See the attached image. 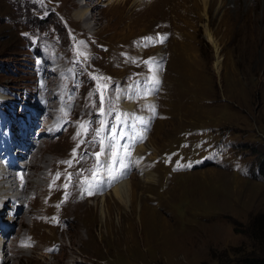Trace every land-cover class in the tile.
<instances>
[{"label": "rangeland", "instance_id": "374dc122", "mask_svg": "<svg viewBox=\"0 0 264 264\" xmlns=\"http://www.w3.org/2000/svg\"><path fill=\"white\" fill-rule=\"evenodd\" d=\"M51 4L0 0V130L6 144L22 140L20 125L30 127L42 105L37 42H53L81 74L69 73L73 122L46 135L53 144L49 157L65 158L46 185L51 190L63 175L77 180H65L62 192L68 199L74 189L76 201L65 209L58 202L60 212L45 207L52 214L38 216L31 242L14 251L10 243L20 227L0 211V227L9 231L0 237V264H245L264 258V240L257 238L264 227H253L264 214V83L258 73L244 76L237 61V29L247 33L263 1L214 0L207 7L205 0H93L98 17L107 18L97 37L82 30L76 39L86 40L91 53L85 58L67 44L63 10ZM80 27L72 24V30ZM46 34L50 39L41 38ZM76 121L86 141L79 151L70 143ZM43 124L30 131L31 144ZM120 155L129 163L127 201L116 194ZM12 201L5 202L11 213ZM43 205L38 197L35 207Z\"/></svg>", "mask_w": 264, "mask_h": 264}, {"label": "bare ground", "instance_id": "6f19581e", "mask_svg": "<svg viewBox=\"0 0 264 264\" xmlns=\"http://www.w3.org/2000/svg\"><path fill=\"white\" fill-rule=\"evenodd\" d=\"M51 1H52V4H51L52 8H54L56 10L57 9L63 10V14L61 16H62V20L66 22V26H64V25L63 26L65 28L67 27L65 32H68V33H64V35L65 34H67V36L70 35V41L67 44L74 43L75 48H77V49L80 48L79 51L84 52V53H82V52H79L77 50L79 57L82 56L85 58L86 57L85 54L88 55V52H89L88 50H86V47H84L86 45V43H85L86 40L76 42V39H80L78 37L80 35H82L83 31H85V33L89 32V34H91L92 37H94V36L97 37L99 34V29H98V26L100 25L99 23L101 22V20L107 18L106 13L101 12L100 17H98L97 10L99 9V5L98 4L94 5V6L90 5V3L93 0H86V3H84L80 7H78V5H79L78 1L79 0H74V2L72 0L73 3H69L70 2L69 0L68 1H66V0H59V1L51 0ZM205 1H206L207 7H210L211 3L214 2V0H205ZM262 1H263V9H262V12L260 13V18L253 19V21H254L253 24H251V22H250L251 25H250L249 30L247 29V33L241 31L240 29H237V53H238L237 61L241 66H243L244 76H246L247 74L258 73V76H259L258 77V83L260 85L264 83V0H262ZM73 10H76L75 14H72ZM65 18L68 20H65ZM108 19H109V17H108ZM92 21H95V25L90 24ZM257 21L259 22V24L257 23ZM72 24H77V25L81 26L82 28L80 27V29L72 30ZM86 25L88 27H85ZM59 26L62 27L61 25H59ZM62 29H64V28L62 27ZM57 32L58 33L60 32V28H57ZM60 34H62V33H60ZM41 38L48 39L49 36H48V34H46V36H42ZM40 40L37 42L38 46H36V49H37L36 51H37L38 55L40 57H42V63L40 66V73H41L40 90L42 91V97H41V101H42L41 104L42 105L38 104V107H36V109H34V112L32 113V116H31L32 118L29 119L30 127H29V123L27 124V122H25L23 126L20 125L21 130L19 132L23 133L25 136V137L22 136V140H19L20 139L19 138L18 139L19 141L7 142L5 144L4 141L6 140V136L2 135L1 130H0V146H1L0 148L5 149L0 154V160L1 161L3 159L6 160L10 169L15 172L13 175L8 176V174L5 173L6 172V170H5L6 167L4 165L5 163L0 161V183H3L6 179L8 181L10 180L11 181V188L15 187V189H16L13 191V194L17 193V194L21 195L15 201L8 199V201L13 202V203H10V206L12 205V207L10 208L12 213L9 212V209H8L9 204L5 203L3 205V209L6 208L4 210L1 209V206H0V209H1L0 211L4 212L3 214H5V213L10 214L9 218L7 220L8 224L10 222V224L13 223L14 225L20 227V229H19L20 231H17L18 234H17V237L15 239V242L13 243V241H11V243H10V246H13L11 248V251H14L15 247H17V245L21 244L22 242L23 243L24 242H26V243L31 242L30 238H32L31 236L34 235V232H33V226L34 225L33 224L38 222L37 217L41 216L44 218V217H47L48 215L52 214L50 212V210L48 211L50 213H47V211L45 210V207L48 208L49 205H52V208L55 209L54 211H59L58 210L59 208L57 207L58 202L64 201L65 206H63V205L62 206L65 209L68 206L70 207V204L72 205L76 201L75 191H73L74 189H72V188H71L72 190H70L72 192V194L68 197V199H67V197H64L62 195L63 194L62 192L64 189L63 185H64V182L66 180V177L64 175L61 177L60 181L55 182L54 187L52 186L53 188L51 190L47 189L48 185H46V182L49 179L52 180V176H53L54 172L60 171L59 168L54 169V166L55 165H57L58 167L61 166L60 165L61 163L59 161H63L62 163H64L65 160H63V159H65V158L63 156L62 157L60 156L59 158L54 157L53 159L49 157L50 155H52V152H53V150H52L53 144L50 142H47L46 135H49L51 132H52L51 134L53 135V133H55L60 127H63L66 131L69 128L68 127L69 123L71 121L73 122V120L71 119V113H73L75 108H76V106H75L76 100H72L70 98V95L67 94L68 90H70V88L72 87V79L74 77V76L72 77L71 74H69V73L75 72V76H78L81 74V70H79L80 69V68H78L79 66L75 65L74 63L69 64L66 61L67 58L62 56L60 53V52H62L63 49L57 48V47L54 48V46H53L54 43L51 41L45 42V43H43V45H40V42H41ZM56 41H58V40L56 39ZM124 41H125V39H124ZM66 42H67V40H66ZM31 43H33V42H31ZM87 44H89V42ZM260 44H261V47H260ZM30 45H32V44H30ZM55 45H57V44H55ZM65 47H63V48H65ZM81 47L83 50L81 49ZM65 49H67V48H65ZM108 49H111L110 44L107 46V50ZM70 50H73V52H74V49L72 47H70ZM75 51H76V49H75ZM90 53L91 52H89V55H90ZM116 57H117V55H116ZM111 59H112V57H111ZM82 60H83V58H82ZM113 60H114V58H113ZM115 60H116V58H115ZM112 64H110V65H112ZM117 64L120 65L121 60ZM248 64H249V66H248ZM59 65L63 66V69L61 71H57L58 69L54 70ZM113 67H115V66H113ZM153 76L155 77V74H153ZM263 92H264V88H263ZM126 99H127V97H125V96H124V98H122V100H126ZM90 102L91 101H89L88 103H90ZM94 104H96V103L94 102ZM73 106H74V109H73ZM132 106H133V104L130 105L129 103H127V104L124 103L125 109H132ZM84 111H86V110H84ZM84 111L79 113V116L83 117ZM87 111H88V108H87ZM79 121H81V120H79ZM41 122H44L45 124H43V129L40 128V130H39L40 131V133H39L40 137H38L36 139V142L31 144L30 139H31L32 133L30 131H32L34 126H38V125L41 126ZM76 124L77 125H75L73 127L72 131H74L73 138L77 137V141L74 142L73 138H71L70 143L72 145H76L77 151H79L81 146H83L86 141H85L84 135H83L84 130L81 127L82 124L80 123L81 126L78 125V121H76ZM13 134L15 135L13 139H15L16 135L18 134V131L14 132ZM18 144L21 147L15 149V147ZM65 152H63L62 154H64ZM15 155L18 158H23V160L25 161L24 167H22V165L20 163V162H22L21 161L22 159L21 160L18 159V160H20V162H18V160L15 158ZM79 157H80V155H79ZM119 157H120V161H123V162L121 164V167H120L121 169H120L119 174L116 172V174H118L115 178L116 183L118 185V189L116 191V194L122 200L127 201L129 189H127L128 185H127L126 180H124V177L128 173V170H129L128 164L129 163L128 164L125 163V162H127V160L122 155H120ZM104 167H106V164L104 165ZM31 171H32V173H31ZM108 180L109 179L102 180L103 181L102 187L107 188L110 185V183H108ZM66 181L68 182L70 180L67 179ZM72 181L76 182L77 180L76 181L71 180L70 183ZM78 183H79V180H78ZM2 189H4V188H1L0 191ZM30 191L32 194L31 198L27 199V201L22 203V199L24 200L23 195L26 196L27 193H29ZM37 191L39 192V194L37 193ZM7 194L8 193H6V195ZM2 196H4V195H2ZM47 196L49 197V199H48L49 201H46ZM38 197H39V201H41L42 205L44 204L43 205L44 209H40V207H38V208L35 207V203H36ZM0 198H1V196H0ZM18 201H20V202H18ZM103 203H105L104 199H103ZM1 215L2 214L0 213V217H1ZM101 215L103 218L108 217L107 211L106 210L104 211L103 209L101 211ZM25 216L31 217L30 222H28V223L25 222ZM106 223H107V221H106ZM41 224H44V219H43ZM7 227L9 229H12V227L10 225H7ZM5 228L6 227H0V237L2 236L3 238H5L6 234L9 233V231H7V229H5ZM2 240L3 239L0 238V250L3 251L4 246H5V242ZM8 252H9V250L6 252L7 256L9 254ZM6 259H7L8 263H13L12 258L8 257Z\"/></svg>", "mask_w": 264, "mask_h": 264}, {"label": "trees", "instance_id": "16d2710c", "mask_svg": "<svg viewBox=\"0 0 264 264\" xmlns=\"http://www.w3.org/2000/svg\"><path fill=\"white\" fill-rule=\"evenodd\" d=\"M262 223L261 227H264V214L257 217L253 223V227H256V224ZM262 236H257L258 239L264 240V231H260ZM245 264H264V258L254 257L248 259Z\"/></svg>", "mask_w": 264, "mask_h": 264}, {"label": "snow or ice", "instance_id": "6c2138e0", "mask_svg": "<svg viewBox=\"0 0 264 264\" xmlns=\"http://www.w3.org/2000/svg\"><path fill=\"white\" fill-rule=\"evenodd\" d=\"M147 39L151 40L152 38H147ZM162 39H163V38H161V42H162ZM153 79L155 80V77H154ZM155 82H156V83H159L158 80H155ZM152 110L154 111V109H152ZM82 127H83V126H82ZM141 138H143V137H141ZM97 155H99V154H97ZM69 163H71V162H69Z\"/></svg>", "mask_w": 264, "mask_h": 264}]
</instances>
